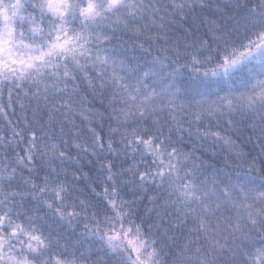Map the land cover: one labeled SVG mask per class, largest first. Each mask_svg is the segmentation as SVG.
I'll use <instances>...</instances> for the list:
<instances>
[{"label":"snow or ice","instance_id":"snow-or-ice-1","mask_svg":"<svg viewBox=\"0 0 264 264\" xmlns=\"http://www.w3.org/2000/svg\"><path fill=\"white\" fill-rule=\"evenodd\" d=\"M0 264H264V0H0Z\"/></svg>","mask_w":264,"mask_h":264}]
</instances>
